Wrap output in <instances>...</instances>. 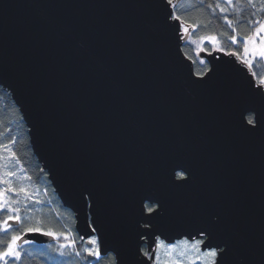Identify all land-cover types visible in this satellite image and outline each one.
I'll return each mask as SVG.
<instances>
[{"label":"water","instance_id":"obj_1","mask_svg":"<svg viewBox=\"0 0 264 264\" xmlns=\"http://www.w3.org/2000/svg\"><path fill=\"white\" fill-rule=\"evenodd\" d=\"M172 12L166 0H0V85L20 108L31 150L84 241L92 234L88 224L97 221L86 215L76 194L81 188L95 189L102 205L147 175L159 190L157 162L183 159L194 165L200 190L223 202L230 227L239 229L258 264L264 255V138L242 136L228 109V93L242 94L253 78L236 57L207 51L211 79L194 83L183 22L170 19ZM165 194L176 198L175 191ZM134 219L119 241L126 249L146 241L151 249L155 235L169 242L199 238L201 225L170 212L139 240ZM101 221L115 242L103 213ZM24 240L42 245L56 237L27 233L20 246ZM136 264L152 261L141 255Z\"/></svg>","mask_w":264,"mask_h":264},{"label":"snow or ice","instance_id":"obj_2","mask_svg":"<svg viewBox=\"0 0 264 264\" xmlns=\"http://www.w3.org/2000/svg\"><path fill=\"white\" fill-rule=\"evenodd\" d=\"M181 0H166V4L173 9L170 19L180 21L181 17L175 15L177 4ZM199 4H203L204 0H197ZM225 3L232 7L233 11H239L243 14L244 8H235L234 0H225ZM236 5L250 6L256 8L259 5L261 12H264V0H235ZM213 12L217 9L221 13L227 11L225 7H221L219 0L215 6L208 5ZM256 13H251L250 23L254 26L252 34L246 36L231 35L229 39L237 46H242L241 51L230 50L227 55L234 56L249 69L253 81L250 86L242 94L236 95L228 93V109L233 127L242 136L247 138H255L260 136L264 138V76H257L252 71L253 61L259 57L264 59V22L255 19ZM225 21L231 26L233 21L224 16ZM181 28L185 33L189 32V28L181 23ZM197 25H192L195 29ZM235 32L236 30L233 29ZM227 35V34H225ZM207 39L216 46L220 52H226L225 47L216 35L201 37ZM259 40V43H257ZM199 55V53H197ZM250 57V58H249ZM191 60V57H188ZM193 61V65H195ZM201 65H205L203 69L190 68V76L196 77L194 83H206L205 76L211 79L213 70L207 67L205 60H199ZM258 81V82H256ZM12 144L15 140H11ZM7 149L10 153L9 159H15L19 163L17 153L8 145L0 144V149ZM2 159V157H0ZM4 167L0 164V169ZM170 168V175L167 170ZM156 173L159 175L161 188L153 190L150 186V175L138 182L130 191L127 189H118L111 194L102 205L99 193L91 187H83L76 194L84 202L86 215L91 221L92 217H96V225L91 222L88 227L91 229V235L87 237L88 246L83 248V252L87 257H95L101 260L103 256L110 257L111 264H136V258L143 256L152 261V264H163L160 256L161 250L164 251L166 258L170 257L173 250L178 247H190L197 253V259L201 264H255L253 260V252L245 247L244 238L239 229L230 227L229 215L223 202L214 195L203 193L199 188V178L194 165L189 160L172 159L169 160L162 157L156 165ZM6 176L15 177V172L0 173V213H8L7 217L0 220V233L5 236L11 235L6 240L0 237V264H9V261H18L22 259L23 253L20 248V241L27 233H42L50 237L63 236L66 243H62L54 250L60 256H81V252L77 251V243L75 238L69 239L71 233L55 232L52 230L44 231L42 221L37 220L34 224L24 227L22 231L13 228L12 221L23 225L24 221L19 214L21 211L22 201L19 199L20 193H24V199L30 198L27 189L24 187H13V181L6 179ZM25 178L31 179L26 176ZM175 191L176 198L170 199L165 193ZM13 197H16L15 199ZM139 200L138 211L134 208L136 200ZM39 203L40 201H34ZM131 202V207L129 206ZM14 205H16L14 207ZM170 212L183 216L192 217L199 225L200 230L196 237L189 240L188 236H184L179 241L169 242L167 237L162 238L161 235H155L153 239L154 247L151 249L140 248L137 245L133 251L131 244L128 248H124L120 244L121 238L125 235V230L132 223L133 217L135 228L133 229L139 240H147L158 229L159 219ZM103 213L104 220L111 226L114 241H110L109 236L104 232L102 226L101 215ZM31 219V217L29 218ZM144 223H141V222ZM97 227L101 228L97 234ZM147 233V235H145ZM84 240V237H80ZM215 241V244L212 243ZM207 242V243H206ZM24 243H34V241L24 240ZM203 246V247H202ZM52 247V245H49ZM103 247V253H102ZM72 251L66 252L65 249ZM110 249V251H109ZM247 250V254L244 250ZM182 259L184 253L179 254ZM258 264H264V255L259 258Z\"/></svg>","mask_w":264,"mask_h":264},{"label":"trees","instance_id":"obj_3","mask_svg":"<svg viewBox=\"0 0 264 264\" xmlns=\"http://www.w3.org/2000/svg\"><path fill=\"white\" fill-rule=\"evenodd\" d=\"M216 2L217 0H204L201 5L197 0H181L175 9V15L180 16L183 24L191 30L189 39L183 43L182 47L185 54L196 62L194 67L198 70L205 67V65L199 63L200 59L197 57L198 48L202 46L204 50L212 51L214 46L208 41L204 42L206 39L202 40L201 37L216 35L225 47L226 52L230 50L241 51L243 45L237 46L233 44L229 37L234 34L237 36H246L253 33L254 26L250 23L252 12L256 13L255 19L264 22V12H261L259 5L253 9L250 6L236 5L234 0L235 8H244L243 14H241L239 11L234 12L232 7L225 3V0H219L220 6L227 9L226 12L221 13L219 9L213 12L208 7L209 4L215 6ZM224 16H228L233 21L231 26L225 21ZM192 25H197V27L193 29ZM233 29L236 31L234 32ZM241 56H243L242 51ZM205 61L208 67L209 62L207 60ZM252 71L256 72L258 77L264 76L263 61L260 59L255 60ZM27 128L20 108L12 98V94L4 90L0 85V144L8 145L17 153L20 161L18 164L31 177L30 182L38 184L46 192L42 200L44 204L40 202L41 206H38L35 202L31 205H24L22 203L19 206L22 208L24 214L35 211L33 213L35 214L33 224L37 220L42 221L45 232L52 230L58 233H71V238L76 239V250L81 252V256L77 257L74 254L72 256H60L54 250L58 247V238L56 237L54 242L47 244L28 243L32 247L23 253L22 259L9 261V264H111L110 257L108 256H103L101 260H97L96 258L90 260L83 252V248L87 243L82 242L80 236L76 233L74 213L71 209L63 206L48 179L47 172L42 171L41 164L38 162L33 150H31L32 147ZM13 139L15 140L14 144L10 143ZM5 149H0V152L1 150L5 152ZM6 217L7 214L5 212L0 213V220ZM24 227L27 226L19 224L15 226V229L22 231ZM9 236V234L5 236L4 233H0V237L5 240ZM49 245H52V247H49ZM65 251L72 250L65 249Z\"/></svg>","mask_w":264,"mask_h":264},{"label":"rangeland","instance_id":"obj_4","mask_svg":"<svg viewBox=\"0 0 264 264\" xmlns=\"http://www.w3.org/2000/svg\"><path fill=\"white\" fill-rule=\"evenodd\" d=\"M190 31L191 30L189 29V32L185 33L183 31V28H182V32H181L182 35L181 36L183 39V43L189 39ZM262 35H264V34H262ZM205 41H208V40L206 39V40H204V42ZM201 43H202V41H201ZM257 43H259V40H257ZM198 49H199L198 50L199 55L197 57H199L200 60L201 59L207 60V58L205 57L207 51L204 50V48H202V46H200ZM212 51H218L216 46H213ZM257 59L262 60L264 63V59L257 57L255 60H257ZM255 60L253 61V63L255 62ZM237 61L240 62L239 59H237ZM9 156H10V153L6 149H5V152L1 150L0 157H2V159H0V164H3L4 167L2 169H0V173H7V172H15L16 173L15 177L6 176L5 178L13 181V187H16V188L24 187L27 189V192L30 195L29 199H27V200L24 199V195H25L24 193H20V195H19V199L22 200V203H24V205H26V204L31 205L34 201H37V200L40 201L41 203H43L42 200L46 195V192H44L45 190H42L38 184L30 182L31 179L29 180V179L25 178L26 176H28L26 171L17 163V161L15 159L10 160ZM13 198L15 199L16 197H13ZM28 201H29V203H28ZM40 202L39 203L35 202V203H37L38 206H41ZM34 212L35 211H30V213L28 212V213L24 214L22 212V208H21V211L19 214L21 215V217L24 221L23 225L28 226L30 224H33V219L35 217V214H33ZM6 214H8V213H6ZM30 217H31V219H29ZM13 228L15 229V226H13ZM9 235H11V233H9ZM69 239H71V236H69ZM179 240H177V241H179ZM85 242L86 241H84V243ZM62 243H66V240L63 236L58 238V247ZM86 246H87V244H86ZM31 247L32 246L28 243L20 246L22 253L28 251L29 249H31ZM181 252L184 253V256L182 259L179 256V254ZM86 256H87V254H86ZM160 256H161V259L163 261V264H201L200 260L197 259V253L195 251L191 250L190 247H187V248L178 247L177 249L173 250V252L170 254L169 258H166L164 255V251L161 250ZM87 258L90 259V257H87Z\"/></svg>","mask_w":264,"mask_h":264},{"label":"flooded vegetation","instance_id":"obj_5","mask_svg":"<svg viewBox=\"0 0 264 264\" xmlns=\"http://www.w3.org/2000/svg\"><path fill=\"white\" fill-rule=\"evenodd\" d=\"M23 244H26V243H23ZM142 248H148L149 249V245L147 242H144L143 245H142Z\"/></svg>","mask_w":264,"mask_h":264},{"label":"bare ground","instance_id":"obj_6","mask_svg":"<svg viewBox=\"0 0 264 264\" xmlns=\"http://www.w3.org/2000/svg\"><path fill=\"white\" fill-rule=\"evenodd\" d=\"M82 242H84V240Z\"/></svg>","mask_w":264,"mask_h":264}]
</instances>
